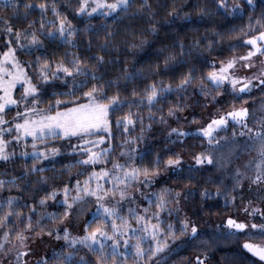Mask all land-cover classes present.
<instances>
[{"label": "snow or ice", "instance_id": "snow-or-ice-1", "mask_svg": "<svg viewBox=\"0 0 264 264\" xmlns=\"http://www.w3.org/2000/svg\"><path fill=\"white\" fill-rule=\"evenodd\" d=\"M17 159L0 264H209L220 233L194 217L220 197L225 235L264 238V0H0V162Z\"/></svg>", "mask_w": 264, "mask_h": 264}, {"label": "trees", "instance_id": "trees-1", "mask_svg": "<svg viewBox=\"0 0 264 264\" xmlns=\"http://www.w3.org/2000/svg\"><path fill=\"white\" fill-rule=\"evenodd\" d=\"M94 23H97V21H93ZM82 26V25H81ZM158 46V45H157ZM156 47V46H154ZM243 51V50H241ZM115 55V53L113 54ZM140 57H142L144 60H147L149 55H150V50L147 53H140ZM22 59L28 60L30 59L29 56L25 55L22 56ZM129 63L131 62V57H128ZM139 67V65H137ZM19 95V93H17ZM257 95H259L257 93ZM44 105H41L43 107ZM215 109H213V112ZM204 113H207L206 110L197 108L195 114L198 117V121L196 123L191 122V117H189V120L187 122L181 120L179 122L180 126L182 127H189V129L193 130V135L187 138V145H191V147L185 146V158L186 160L191 159V154L194 151H199V143L200 141L196 138V133L194 131V128L192 127L193 125L199 123L202 120V116ZM15 115V108L13 107V110L8 113V118H11L12 116ZM116 115H119L117 113ZM115 117H113L114 119ZM147 123V121L145 122ZM192 125V126H191ZM173 126H177L176 124H173ZM191 126V127H190ZM160 126H154V130L152 132H149V143H152L153 138L157 141L162 139L161 132L156 130L159 129ZM116 131V139L114 143L119 144L121 140L120 136V130L114 129ZM231 131V130H229ZM139 132V127H137L132 135H136ZM223 135V133H221ZM57 144L61 143H67V141H56ZM72 143H76L75 139L72 140ZM106 146V145H105ZM159 145H157L158 147ZM12 147L16 148V152L19 153L22 151L21 147H16V146H10L9 150L12 149ZM143 147V144L141 145ZM29 151L31 150L29 146ZM67 151V149H65ZM117 152L119 149L117 148ZM116 153H113V157H115ZM24 165V160L22 159H17L13 162H10L8 164H4L3 162H0V172H3L5 169L8 170L9 174H18L22 169ZM103 166V165H101ZM57 169L60 168V164L56 165ZM75 171V169L73 170ZM49 174H51L49 172ZM87 176V173H85L84 177H80L81 180H83ZM65 179L67 177L65 176ZM197 204H200L201 201L197 198L196 201ZM209 205L212 206V211L209 213L207 210H205L203 213H201L199 216L194 217L199 223L200 228L208 233L209 235H215L216 233H220L219 238L215 240L216 247L212 252V259L210 260L209 264H217V261L220 262V264H262L260 259H257L256 257L252 256L246 249L243 248V246L239 245V241L233 242L231 241L232 236L225 235L229 230L227 229L226 226L222 225V222L226 221L227 216L233 215L235 216L237 214V209L233 207V205L229 204L227 207L224 206V199L223 197L217 198L210 200ZM189 215H191V212H189ZM241 218L243 217V214L241 212L239 213ZM182 218V216H181ZM260 221L257 220V223ZM217 225H222L221 227H217ZM245 237H251L248 235H244ZM259 237V236H258ZM264 240V238H263ZM196 255L195 252L192 250H187V251H182L181 256H189V257H194Z\"/></svg>", "mask_w": 264, "mask_h": 264}, {"label": "rangeland", "instance_id": "rangeland-1", "mask_svg": "<svg viewBox=\"0 0 264 264\" xmlns=\"http://www.w3.org/2000/svg\"><path fill=\"white\" fill-rule=\"evenodd\" d=\"M208 118H209L208 113H204L203 116H202V120L199 123H197V124H195L193 126L191 125V126L195 130L199 126V124L204 123ZM186 128H189V127H186ZM241 214H243V213L241 212ZM182 218H183V216H182ZM222 225L226 226V221H224V223L222 222ZM230 240L233 241V242L239 241L238 243H239L240 246H243V244H244V242L246 240L250 241L252 243H255V244H264L263 238L258 237V236L257 237H245L244 235H239V236H232ZM55 243H56L55 240H51V241H48V242H46L45 244H42V245H38V246L34 245L36 251H35L34 255L31 257V259L34 260L36 258H39L40 256H43L45 251L48 250V247L50 245H54ZM261 263L264 264V261H261Z\"/></svg>", "mask_w": 264, "mask_h": 264}, {"label": "water", "instance_id": "water-1", "mask_svg": "<svg viewBox=\"0 0 264 264\" xmlns=\"http://www.w3.org/2000/svg\"><path fill=\"white\" fill-rule=\"evenodd\" d=\"M252 256H254L252 253H250ZM254 257H256V256H254ZM257 259H259V257H256Z\"/></svg>", "mask_w": 264, "mask_h": 264}]
</instances>
